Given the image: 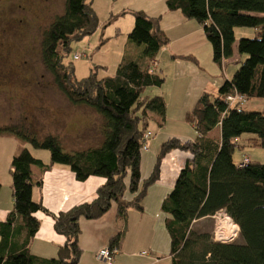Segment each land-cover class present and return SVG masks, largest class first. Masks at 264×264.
I'll return each mask as SVG.
<instances>
[{
	"label": "trees",
	"instance_id": "16d2710c",
	"mask_svg": "<svg viewBox=\"0 0 264 264\" xmlns=\"http://www.w3.org/2000/svg\"><path fill=\"white\" fill-rule=\"evenodd\" d=\"M63 2V13L42 33L40 61L69 104L88 108L100 117L101 140L95 147L66 154L56 136L38 140L17 128L0 130V137L2 132L20 136L35 150L50 154L45 165L23 148L10 162L13 210L0 223V264H78L80 219L97 220L116 205L118 218L126 224L129 209L142 212L148 188L159 180L160 160L173 150L189 154L190 159L160 207L167 217L170 264H264V165L249 160L248 165L239 167L233 161L234 151L243 147L241 139L251 147L264 149V112L246 108L238 112L226 101L230 96L264 100V0L166 1L168 11L180 12L185 20L201 27L217 67L222 69L234 55L238 67L218 88L214 99L203 93L186 115L196 139L163 143L154 169L141 188V152L147 123L152 117L159 128L163 127L166 112L162 97L142 99L141 94L146 88L163 84L150 65L168 45V38L158 30V20L135 12L127 38L141 48V60L125 57L112 75H104V68L95 67L87 77L77 79L72 64L64 61L72 44L93 35L99 21L88 0ZM236 29L252 30L253 38H241L236 43ZM77 56L73 61L81 59ZM216 127L220 128L219 142L208 138ZM55 165L67 167L79 183L95 177L103 179L104 184L90 203L51 216L55 233L65 242L56 258L42 259L27 249L40 226L35 215H49L40 202L32 200V189L40 188L41 181H32L30 169ZM127 175L128 186L124 182ZM126 188L131 198L128 201L124 199ZM220 210H225L237 225L240 243H215L212 233L193 230L195 222L209 219ZM124 231L125 227L111 239L109 250L118 251ZM16 239H22V243H16Z\"/></svg>",
	"mask_w": 264,
	"mask_h": 264
},
{
	"label": "rangeland",
	"instance_id": "374dc122",
	"mask_svg": "<svg viewBox=\"0 0 264 264\" xmlns=\"http://www.w3.org/2000/svg\"><path fill=\"white\" fill-rule=\"evenodd\" d=\"M63 3V0H0V130L17 128L19 132L33 134L38 140H42L48 135L56 136L59 138L63 153L69 154L97 146L101 140L102 122L100 117L90 109L69 104L55 86L51 76L44 70L40 61L42 33L56 16L63 13ZM18 6L21 8L18 9ZM120 23L122 24V21ZM114 26H116V21H111L105 25L100 33L72 44L71 52L64 62L65 64H72L77 79L87 77L90 70L95 67H102L108 74H112L125 58L127 54L122 52L121 42L124 40L129 43L128 35L117 42L113 38L106 39V41L103 38V35L107 38L112 37L113 30L116 29ZM4 29L7 33L2 34ZM253 35V31L250 29H236V43L241 38L252 39ZM118 42H120L119 45ZM135 47L139 51H134L133 58L134 60H141V48ZM234 52H236V48H234ZM77 54L81 56V59L73 61L72 57ZM199 57L204 75L207 76V80H210L211 84L215 85L213 87L207 86L206 92L203 91L201 94L207 93L214 99L218 88L224 81L230 80L237 70L238 59L234 55L220 69L212 62L211 54L209 55L208 52L207 54L206 51L201 52ZM168 59L171 61V58ZM242 59L244 60L245 57L242 56ZM154 63L156 67L158 64V68H154ZM154 63L150 66L154 74L163 80V84L160 88H146L141 94V98L162 97L165 107L167 103V115L165 112V122L161 128L157 126L152 117L148 120L146 129L152 136L145 144L147 150L141 152L140 188L152 173L156 157L163 143L170 139H177L181 142L193 141L197 137L194 129L186 123L181 113L185 104L184 101L180 103L179 98L181 99L182 96L179 93L183 95V88L178 87V83L174 81L173 71L175 68L166 61L165 57H162L161 53H158ZM204 84L201 81V87H204ZM176 87L178 89L177 95L175 94ZM170 90H173L171 96ZM184 98L186 100L187 96ZM178 105H181L180 109H176ZM243 108L249 111L264 112V100H249ZM239 144L243 147L234 151V163L239 164L244 157H247L251 162L264 165V149L251 147L245 143L244 139H241ZM23 148L27 149L36 159L45 163L49 162L50 154L48 151L35 150L30 143L20 136L2 132L0 137L1 194L6 191L3 178L6 173L8 174L10 162ZM184 154L188 156L187 153L180 150H173L160 160L159 170L162 173L159 180L163 181L162 183L172 178L174 173L172 166L175 165L179 168L175 174L174 186L180 169L185 163V161L183 162ZM124 182L128 186L129 175ZM151 187L146 193L149 196L148 199L145 202L143 200L141 204L144 211L141 213L136 211L139 220L146 226L143 234L147 233L148 235L151 231L152 234L153 231L156 233V242L162 253L160 256L166 258L162 264H170L171 260L168 259L170 240L165 227L167 217L162 213L160 206L156 204L158 185ZM172 189L168 190L167 195ZM126 193H128L127 188ZM156 214L160 215L155 218ZM214 226L215 220L209 218L195 222L193 230L211 234ZM141 240L148 241V238ZM234 242L240 243L238 236ZM142 250L148 254V245L140 247L139 251ZM96 260L98 261L97 258Z\"/></svg>",
	"mask_w": 264,
	"mask_h": 264
},
{
	"label": "crops",
	"instance_id": "0c3cea01",
	"mask_svg": "<svg viewBox=\"0 0 264 264\" xmlns=\"http://www.w3.org/2000/svg\"><path fill=\"white\" fill-rule=\"evenodd\" d=\"M166 1L167 0H88L99 21V27L94 34L100 33L107 23L116 21V26H114L116 29L113 30L112 37L107 38V36L103 35L105 41L111 38L116 40V42L121 41L120 39L123 40L133 28V13L135 12H141L150 19L158 20V30L168 38L169 42L165 48L160 50L159 54L161 53L162 57H165L166 61L175 68V71H173L174 81L178 83V87L183 88V95L187 96L185 100L184 96L179 93V95L182 96L181 99L179 98V100H181L180 103L184 101L185 104L181 110L185 120L186 115L194 109L198 99L203 94H201V92L207 90V86H215L211 84L210 80H207V76L204 75L201 59L199 57L203 51H206V54L208 52L210 55L211 49L202 33L201 27L193 21L185 20L180 12L168 11L166 8ZM121 21L122 24L120 23ZM121 43V49L123 48L122 52L127 54L125 57L134 60V51H139L138 48L124 40ZM119 44L120 42H118V45ZM168 58H171V61H169ZM154 68H158V64L156 67L154 63ZM101 73L104 75H112L114 72L108 74L104 70L101 71ZM201 81L202 84L205 83L204 87H201ZM177 90L176 87V95ZM172 94L173 90H170V96ZM180 106L181 105H178L176 109H180ZM208 138L219 142L220 128L216 127L208 134ZM188 159H190L189 154L188 156L185 155L183 162H186ZM41 162L45 165L49 164V162ZM173 167L174 173L171 176L172 178L168 179L165 183L159 180L153 185H158L159 187L156 204L160 207L162 201L167 196L168 190L173 188L175 174L179 168L175 165H173L172 168ZM182 168L183 167H181V169ZM30 170L32 181L34 183L41 181L40 188L33 187L32 189V200L34 202H40L49 215L40 212L35 215L40 222V226L35 236L30 239L27 249L32 256L37 258L53 259L57 257L58 248L64 244L65 239L55 233L53 229L54 222L51 216L66 212L75 206L90 203L95 199L96 192L104 184V180L91 177L85 182L79 183L74 179L73 174L66 167L57 165L46 169L33 166ZM7 172L8 174L6 173V176L3 178L6 184V191H4L3 194H1L0 187V223H3L7 215L13 210L10 165ZM161 173L162 172H160L159 178H161ZM0 183L2 182L0 181ZM153 186L151 188H153ZM148 197V194H146L144 202ZM124 199L126 201L131 199L128 193H125ZM159 215L160 214H156L155 218ZM138 217L135 209H129L126 224H124L117 216L116 205H112L110 210L97 220L87 221L80 219L78 246L81 251V256L78 264H102L96 260L98 251L108 248L111 239L120 233L124 227L125 231L121 238L119 249L114 256L113 264H162L166 258L160 256L162 253L156 242V233L153 231L152 234L151 231L148 235L147 233L143 234L146 226L142 224ZM129 238L130 240H128ZM146 238H148V241L141 240H145ZM16 243L21 244L22 239H16ZM143 245H148L150 256L149 253L146 257L139 256V253L144 252L143 250L139 251L140 247H143ZM168 259L169 261L171 260L170 257Z\"/></svg>",
	"mask_w": 264,
	"mask_h": 264
},
{
	"label": "built area",
	"instance_id": "2783aa9c",
	"mask_svg": "<svg viewBox=\"0 0 264 264\" xmlns=\"http://www.w3.org/2000/svg\"><path fill=\"white\" fill-rule=\"evenodd\" d=\"M78 56H74V59L77 60ZM226 101L230 104L231 107H236L239 112L247 102V100L240 96H230L226 98ZM151 134L148 132L144 135V141L146 142L151 138ZM143 147V150H147V148ZM249 164V159L244 157L239 163V167H245ZM211 219L215 220V226L212 230V240L215 243L226 244L232 243L235 241L237 236H239V229L237 225L233 222V220L228 216L225 210H220L216 212ZM117 252L114 250H109L108 248L101 249L98 251L96 258L103 264H113L114 256ZM140 257H146L148 254L146 252L139 253Z\"/></svg>",
	"mask_w": 264,
	"mask_h": 264
},
{
	"label": "flooded vegetation",
	"instance_id": "af4514ba",
	"mask_svg": "<svg viewBox=\"0 0 264 264\" xmlns=\"http://www.w3.org/2000/svg\"><path fill=\"white\" fill-rule=\"evenodd\" d=\"M21 7L20 6H18V9H20ZM19 24H21V22H19ZM5 33H7V31H5V29L4 30H2V34H5Z\"/></svg>",
	"mask_w": 264,
	"mask_h": 264
}]
</instances>
